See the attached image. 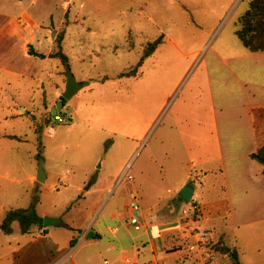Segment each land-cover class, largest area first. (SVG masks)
I'll list each match as a JSON object with an SVG mask.
<instances>
[{"label": "rangeland", "instance_id": "rangeland-1", "mask_svg": "<svg viewBox=\"0 0 264 264\" xmlns=\"http://www.w3.org/2000/svg\"><path fill=\"white\" fill-rule=\"evenodd\" d=\"M243 1L0 0V24L17 18L16 27L28 34L38 29L23 15L32 14L50 45L45 61L0 50V222L34 198L39 217L59 221L46 235L23 234L19 222L8 235L0 231V264H47L69 250L84 227L118 226L116 208L130 212L123 210L127 201L113 202L125 172L132 177L126 185L140 190L148 225L164 223L152 222L154 213L173 206L183 229L162 241L182 251V264H233V255L240 264H264V206L240 225L232 215L218 220L217 232L224 233L218 240L216 231L198 225L199 204L176 198L190 175L200 173L209 176L206 198L220 196L229 180L210 174L217 172L218 147H242L248 139L232 127L226 128L232 134L219 135L214 126V113L232 105L227 98L221 107L222 91L235 93L242 80L252 91L257 82L238 72L240 64L254 65L236 37L247 10ZM159 37L138 74L121 78ZM59 45L69 68L48 58ZM68 72L82 89L61 108L59 122L50 109L65 91ZM257 84L264 86V79ZM37 157L44 183L36 181Z\"/></svg>", "mask_w": 264, "mask_h": 264}, {"label": "crops", "instance_id": "crops-1", "mask_svg": "<svg viewBox=\"0 0 264 264\" xmlns=\"http://www.w3.org/2000/svg\"><path fill=\"white\" fill-rule=\"evenodd\" d=\"M23 15H26L38 29L27 34L23 28L16 27L17 18L7 17L6 21L0 24V50L10 51L13 56L19 54L24 60L29 61L35 58L28 54L31 47L35 52L45 55L46 58L43 59L45 61L50 49V45L44 44L45 31L32 14L29 15L26 12ZM244 58L254 65L240 64L238 72L252 75L257 80L253 84V90L249 91V84L242 80L238 83V87L235 86V93L228 94L222 91L221 97L217 99L221 107L229 105L227 98L232 100V105L229 108H220L217 113H214V126L217 134L234 133L239 136V134L245 133L246 137L248 136L245 143L242 141V147H218L220 155L217 160V168H215L217 172L210 174L218 176L219 179L224 176L225 180L229 181H227L225 189L218 191L220 196L209 201L205 194L211 192L212 189L204 184L209 176L206 173H200L192 177L191 174L189 179V182L194 179L193 186H191L193 188L192 202L199 204L201 212L200 220L197 223L203 229H211L214 232H217L216 222L218 220H223L226 223L232 215L233 224L240 225L241 221H248L250 219L248 217H252L264 206V167L261 165L258 167L257 163L250 158L252 153L264 145V86L257 84L260 79H264V66L259 65L264 61V53H250ZM236 75H238L237 71ZM207 125L209 128V124ZM227 127H232V133L226 130ZM222 129L224 130L222 131ZM134 192L140 197L137 185H125L121 187L113 202L118 205L117 201H127L129 204L131 194ZM176 198L179 199L178 194ZM127 208V205L123 206V210L128 211ZM117 209L116 217L120 221L118 226L114 225L109 228L106 223L105 228L100 226L84 227L78 231V235L86 232V238L77 245L73 244L76 240H72L69 250H65L59 259L51 260L47 264H105V262L107 264H122L125 259H129L131 264H177V262L182 264L179 260L182 258V251L169 250L162 241L164 234L183 229L181 222L175 220L177 214L174 213L173 206L168 205L160 212L154 213L152 222L164 221V223L158 224L148 225L141 211L139 215L141 227L138 231L128 223L127 217H131L132 213L119 212ZM107 211L109 209H106L104 213ZM104 213L102 214L103 218ZM122 220L123 222H121ZM195 225L192 220L187 222V226L190 228ZM88 227L89 229H87ZM43 231L40 232L46 235V229ZM140 231H143L141 235L134 233ZM90 233L93 235L88 239ZM223 234L218 231L217 239L219 240Z\"/></svg>", "mask_w": 264, "mask_h": 264}, {"label": "trees", "instance_id": "trees-1", "mask_svg": "<svg viewBox=\"0 0 264 264\" xmlns=\"http://www.w3.org/2000/svg\"><path fill=\"white\" fill-rule=\"evenodd\" d=\"M21 2L23 0H16ZM247 3V10L240 17L237 22L236 37L241 42L243 47L252 54L264 53V0H244ZM243 1V2H244ZM163 38L159 37L155 41L148 43L139 58L136 66L129 72L120 74V77H135L138 74L139 68L143 65L144 61L148 59L162 43ZM28 54L38 59H45L46 56L35 52L31 47ZM50 59H58L63 66L69 68L68 58L61 51L59 45V51L50 54ZM62 100V98H60ZM63 107L66 101L63 100ZM51 115V114H50ZM59 116V113L57 115ZM250 158L257 164L264 167V145L261 146L256 152L250 155ZM39 161V157H37ZM190 186H193V181L189 182ZM37 200L34 198L33 202L26 209H11L9 210L2 222H0V231L6 235L11 233V227L14 222H19L21 232L23 234L32 235L33 230L43 231V219L37 215L36 212ZM75 241L73 242V244ZM233 264H240L236 256H232Z\"/></svg>", "mask_w": 264, "mask_h": 264}, {"label": "water", "instance_id": "water-1", "mask_svg": "<svg viewBox=\"0 0 264 264\" xmlns=\"http://www.w3.org/2000/svg\"><path fill=\"white\" fill-rule=\"evenodd\" d=\"M82 89V85L78 83L73 75L68 72L67 73V78H66V86H65V91L61 95L62 100L56 103L55 107L50 109V114L55 117L60 111L61 108L63 107L64 101H69L74 97L80 90ZM36 181L38 183H44L45 182V175L43 171V162L39 161L38 164V170H37V175H36ZM178 197L181 201H183L185 204H188L193 197V188L189 185L184 186L180 192L178 193ZM59 221L55 219H51L48 217L43 218V229H46L48 226L51 225H58ZM92 233L89 234L88 239L92 238Z\"/></svg>", "mask_w": 264, "mask_h": 264}, {"label": "built area", "instance_id": "built-area-1", "mask_svg": "<svg viewBox=\"0 0 264 264\" xmlns=\"http://www.w3.org/2000/svg\"><path fill=\"white\" fill-rule=\"evenodd\" d=\"M54 120L60 122L61 118L56 115L54 117ZM52 133H53V130L51 129V134ZM131 182H132V177L127 172H125L121 176V178H120V180L118 182V186H122L123 187L127 183H131ZM128 209L132 213V216L129 217V219H128L129 225L133 226L136 231L140 230L141 226L139 224V215L141 213V207H140V198H139V196L137 195L136 192L131 194L130 201H129V204H128ZM196 211L200 212V209L196 208ZM134 213H138V216H135ZM85 238H86V232L81 234V235H79V237L76 239V242H75L74 245L80 244ZM105 264H107V262H105ZM122 264H131V261L129 259H125Z\"/></svg>", "mask_w": 264, "mask_h": 264}]
</instances>
